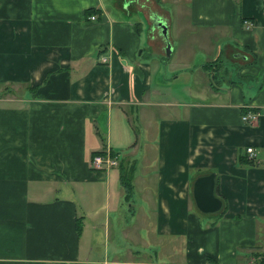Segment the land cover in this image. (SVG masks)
I'll list each match as a JSON object with an SVG mask.
<instances>
[{
  "label": "crops",
  "instance_id": "crops-1",
  "mask_svg": "<svg viewBox=\"0 0 264 264\" xmlns=\"http://www.w3.org/2000/svg\"><path fill=\"white\" fill-rule=\"evenodd\" d=\"M105 150L119 166L91 170ZM207 175L214 214L193 200ZM262 252L264 0H0V264Z\"/></svg>",
  "mask_w": 264,
  "mask_h": 264
},
{
  "label": "water",
  "instance_id": "water-1",
  "mask_svg": "<svg viewBox=\"0 0 264 264\" xmlns=\"http://www.w3.org/2000/svg\"><path fill=\"white\" fill-rule=\"evenodd\" d=\"M153 27L162 31L163 37L167 41L166 55H170L171 46L168 42L167 25L160 19L152 18ZM193 200L197 210L203 214H214L221 209V201L214 195V175H207L197 178L193 183Z\"/></svg>",
  "mask_w": 264,
  "mask_h": 264
},
{
  "label": "built area",
  "instance_id": "built-area-1",
  "mask_svg": "<svg viewBox=\"0 0 264 264\" xmlns=\"http://www.w3.org/2000/svg\"><path fill=\"white\" fill-rule=\"evenodd\" d=\"M243 25L245 26L244 28L246 30L252 27V25L249 22H245V21ZM241 119L243 123L253 124L257 121L258 115L256 113L248 111L244 115H242ZM245 152L247 155V160L254 162L255 153L253 148L249 147L246 149ZM120 161L121 160L119 155H113L108 150H105L94 154L90 159L89 166L93 171H107L109 169L117 168L120 164Z\"/></svg>",
  "mask_w": 264,
  "mask_h": 264
},
{
  "label": "trees",
  "instance_id": "trees-1",
  "mask_svg": "<svg viewBox=\"0 0 264 264\" xmlns=\"http://www.w3.org/2000/svg\"><path fill=\"white\" fill-rule=\"evenodd\" d=\"M246 113V110H243L242 111V114H245ZM123 166V165H122ZM120 166V167H122ZM126 170V169H125ZM121 182H122V185H123V188L126 192H129L130 189H131V185H130V181L129 179L127 178V173H125L123 170H122V173H121Z\"/></svg>",
  "mask_w": 264,
  "mask_h": 264
},
{
  "label": "rangeland",
  "instance_id": "rangeland-1",
  "mask_svg": "<svg viewBox=\"0 0 264 264\" xmlns=\"http://www.w3.org/2000/svg\"><path fill=\"white\" fill-rule=\"evenodd\" d=\"M181 111L184 109V108H179ZM258 253H260V252H258ZM261 257L263 256V252H262V254L260 255ZM264 257V256H263ZM258 262H259V264H264V258H262V260H258Z\"/></svg>",
  "mask_w": 264,
  "mask_h": 264
}]
</instances>
